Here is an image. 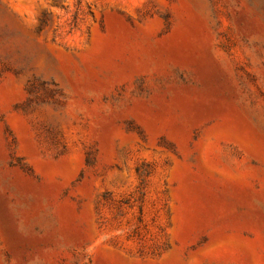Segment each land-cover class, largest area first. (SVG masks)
Listing matches in <instances>:
<instances>
[{
	"label": "rangeland",
	"instance_id": "1",
	"mask_svg": "<svg viewBox=\"0 0 264 264\" xmlns=\"http://www.w3.org/2000/svg\"><path fill=\"white\" fill-rule=\"evenodd\" d=\"M0 264H264V0H0Z\"/></svg>",
	"mask_w": 264,
	"mask_h": 264
}]
</instances>
